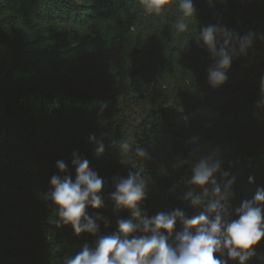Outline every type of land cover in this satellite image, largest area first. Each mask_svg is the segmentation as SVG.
Segmentation results:
<instances>
[{"label":"trees","instance_id":"1","mask_svg":"<svg viewBox=\"0 0 264 264\" xmlns=\"http://www.w3.org/2000/svg\"><path fill=\"white\" fill-rule=\"evenodd\" d=\"M178 5L168 0L157 15L141 0H0V264H62L94 247L97 237L51 223L55 206L41 200L57 160L75 178L74 150L105 179L104 207L87 209L104 218L98 235L130 218L110 198L112 178L129 170L147 182L140 206L149 216L175 208L190 216L183 193L169 189L196 154L231 150L232 165L221 168L236 177L232 209L264 186V104L257 106L264 62L240 81L231 62L227 80L212 87L207 70L216 57L200 37L209 24L232 32L239 19L264 27V0H194L185 32L176 28ZM142 103L149 107L136 128L130 113ZM89 133L103 142L102 155ZM125 141L128 152L120 149ZM253 247L246 264H264V238Z\"/></svg>","mask_w":264,"mask_h":264},{"label":"clouds","instance_id":"2","mask_svg":"<svg viewBox=\"0 0 264 264\" xmlns=\"http://www.w3.org/2000/svg\"><path fill=\"white\" fill-rule=\"evenodd\" d=\"M141 3L145 11L159 15L168 0H141ZM178 6L182 15L176 28L185 32L189 27L185 18L196 13L194 0H179ZM254 35L249 32L238 38L240 53L246 54ZM218 36L225 37L223 45L229 44L231 33L225 27L209 24L200 30L204 45L216 57L207 70V80L212 87L227 80V69L236 53L235 48L231 52L226 46L218 48ZM261 104L264 97L257 106ZM87 142L95 145L97 156L104 153V144L95 133H89ZM120 149L128 152L129 143H121ZM135 152L139 157L146 156L143 148H136ZM89 165L90 161L74 150L71 153L73 179L69 164L63 159L57 160L58 173L51 175L49 188L40 194L46 207L55 206L57 219L51 223L57 227L70 225L77 236L89 233L97 237L94 247L85 244L74 256L65 257L62 264H229L230 260L246 264L256 255L253 246L264 238V186L257 187L252 198L241 200L232 209L230 200L236 177L222 170L221 160L203 156L191 167L186 184L193 187L184 192L182 199L191 207L201 209L191 216L180 208L149 216L140 206L148 195L146 180L131 170L126 176L113 177L114 191L110 198L116 209H127L130 218H118L116 231L106 235H98L97 220L104 218L99 214L89 215L87 211L89 207L102 208L105 202L102 194L105 179ZM217 173L226 179L219 180ZM254 180L253 176L248 177L249 183ZM177 222L182 225L180 230H176Z\"/></svg>","mask_w":264,"mask_h":264},{"label":"rangeland","instance_id":"3","mask_svg":"<svg viewBox=\"0 0 264 264\" xmlns=\"http://www.w3.org/2000/svg\"><path fill=\"white\" fill-rule=\"evenodd\" d=\"M249 32L254 33L252 46L247 49L246 54H242L239 52V42L238 38L247 35ZM231 39L228 45H225L229 48L230 52L233 48L236 49V53L233 55L232 62L238 64L239 71L236 74L237 80H243L244 78L250 77L253 73L259 70L260 65L264 62V27H258L255 25H249L245 23L244 19H239L235 26V29L230 32ZM149 107V104H140L135 106L132 110L131 120L136 128H140L144 121V113L145 110ZM231 150L228 148L222 149L221 151L215 152L212 157L214 159H219L222 161V165L227 163L232 165L231 160ZM203 157L201 154H196L193 156L192 160L189 163V168L185 171V173L179 177L173 184V186L169 189V192H181L184 194L185 191L188 190L189 186L186 184V181L190 178L191 175V167L193 164ZM221 165V166H222ZM217 178H219V173H217ZM197 192L200 191L199 188L195 189ZM104 192V187L102 189V193ZM113 202V201H112ZM186 206L189 209L190 216L198 214L201 210L200 208L191 207L187 201H185Z\"/></svg>","mask_w":264,"mask_h":264}]
</instances>
